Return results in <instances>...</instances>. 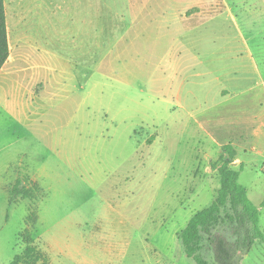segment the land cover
Wrapping results in <instances>:
<instances>
[{
	"label": "rangeland",
	"instance_id": "obj_1",
	"mask_svg": "<svg viewBox=\"0 0 264 264\" xmlns=\"http://www.w3.org/2000/svg\"><path fill=\"white\" fill-rule=\"evenodd\" d=\"M5 7L0 264L28 248L29 264H196L180 234L216 200L228 144L248 197L264 202V143H248L243 108L264 102V0ZM27 178L39 191L13 204ZM217 232L236 240L227 225ZM202 234L200 254L215 264ZM241 264H264V242Z\"/></svg>",
	"mask_w": 264,
	"mask_h": 264
},
{
	"label": "trees",
	"instance_id": "obj_2",
	"mask_svg": "<svg viewBox=\"0 0 264 264\" xmlns=\"http://www.w3.org/2000/svg\"><path fill=\"white\" fill-rule=\"evenodd\" d=\"M7 26L5 0H0V71L10 59V40ZM237 152L232 144L223 148L217 168L221 176V188L216 200L207 208L198 211L189 220L180 234L184 252L196 264H209L200 254L203 232L207 233L209 246L215 255V264H241V260L257 241L264 242L260 227V211L264 202L257 206L248 197L246 188L240 183V172L231 169ZM26 180L18 179L12 191L11 202L33 198L39 191L38 184L29 188ZM223 225L235 233L236 240H230L217 232ZM34 250L28 248L23 255L16 256L12 264H29ZM37 259H34L36 262Z\"/></svg>",
	"mask_w": 264,
	"mask_h": 264
},
{
	"label": "crops",
	"instance_id": "obj_3",
	"mask_svg": "<svg viewBox=\"0 0 264 264\" xmlns=\"http://www.w3.org/2000/svg\"><path fill=\"white\" fill-rule=\"evenodd\" d=\"M9 44H10V42H9ZM246 46L248 47V45H246ZM10 48H11V46H10ZM246 50H247L246 52L248 54V49H246ZM10 56H11V54H10ZM248 57H249V55H248ZM252 58H253V56L251 55V60H250L251 62H253ZM6 65H5V67H6ZM5 67L0 71V73L3 70H5ZM235 80H237V79H235ZM246 80H247V78L240 79L239 82L235 81L237 83V84H235V87H237L236 88L237 90H235L232 87V89H233L232 92L234 93L235 97L241 98L242 96H240V95H242L244 92L248 91V89H245V91H239L240 89H238L241 86V84L243 82H245ZM214 89L215 88H213V90ZM244 104L245 105H244L243 108H245V111L247 110L246 113L244 112V114H246L245 115L246 118H244L245 119L244 122L247 123L246 129H247L248 134H249L248 135V143H253V144H256V145L260 144L261 145V144L264 143V102H260L259 108H256V107L253 108L254 112H252L251 115L248 113V108H250V105L248 103L247 104L244 103ZM240 106H243L242 103L240 104Z\"/></svg>",
	"mask_w": 264,
	"mask_h": 264
}]
</instances>
